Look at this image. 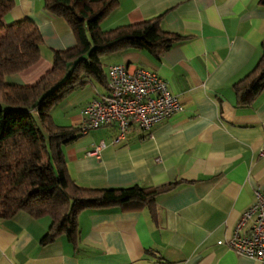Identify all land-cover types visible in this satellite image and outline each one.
Instances as JSON below:
<instances>
[{"label":"crops","instance_id":"obj_1","mask_svg":"<svg viewBox=\"0 0 264 264\" xmlns=\"http://www.w3.org/2000/svg\"><path fill=\"white\" fill-rule=\"evenodd\" d=\"M162 14L161 27L180 35L159 59L127 48L104 54L105 68L125 63L154 69L181 100L150 130L131 125L115 140V123L81 133L63 147L70 175L95 187L158 185L183 179L148 207L99 206L77 214L78 240L62 234L41 244L50 217L18 211L0 217V264H262L227 244L245 208L264 192V89L236 106L233 83L261 55L264 4L258 0H118L103 29ZM32 19L40 56L7 75L32 84L52 66L53 51L76 43L68 23L42 0H14L6 22ZM107 88L75 89L54 107L59 124L80 125L82 108ZM97 153H91L100 143ZM221 240V242H219Z\"/></svg>","mask_w":264,"mask_h":264},{"label":"trees","instance_id":"obj_2","mask_svg":"<svg viewBox=\"0 0 264 264\" xmlns=\"http://www.w3.org/2000/svg\"><path fill=\"white\" fill-rule=\"evenodd\" d=\"M13 4L14 0H0V217L18 211L33 217L48 215L50 224L40 243L64 234L76 245L77 214L84 208L112 205L153 211L156 197L183 179L158 185H80L69 173L63 150L82 133L80 125L59 124L52 111L60 100L90 82L106 86L104 54L135 48L159 59L180 35L162 29V14L103 29L101 19L118 0H42L46 10L68 23L76 43L54 50L51 68L37 81L16 84L7 75L38 59L42 35L27 16L4 20ZM233 89L236 106L250 105L264 89V38L260 57L233 83Z\"/></svg>","mask_w":264,"mask_h":264},{"label":"built area","instance_id":"obj_3","mask_svg":"<svg viewBox=\"0 0 264 264\" xmlns=\"http://www.w3.org/2000/svg\"><path fill=\"white\" fill-rule=\"evenodd\" d=\"M106 88L105 93L83 106L82 133L112 122L117 128V140L126 136L131 125L150 130L181 107L180 98L154 69H130L125 63H112L107 67ZM102 145L101 142L90 152L97 153ZM227 244L264 264V192L256 189L254 202L241 213Z\"/></svg>","mask_w":264,"mask_h":264}]
</instances>
